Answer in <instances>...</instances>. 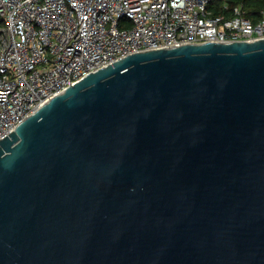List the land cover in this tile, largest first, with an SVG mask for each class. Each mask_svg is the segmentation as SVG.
Returning a JSON list of instances; mask_svg holds the SVG:
<instances>
[{
	"label": "water",
	"instance_id": "1",
	"mask_svg": "<svg viewBox=\"0 0 264 264\" xmlns=\"http://www.w3.org/2000/svg\"><path fill=\"white\" fill-rule=\"evenodd\" d=\"M0 264H264V39L135 53L25 118Z\"/></svg>",
	"mask_w": 264,
	"mask_h": 264
},
{
	"label": "built area",
	"instance_id": "2",
	"mask_svg": "<svg viewBox=\"0 0 264 264\" xmlns=\"http://www.w3.org/2000/svg\"><path fill=\"white\" fill-rule=\"evenodd\" d=\"M214 0H0V141L38 108L129 55L264 39V17ZM227 8L226 5L223 6Z\"/></svg>",
	"mask_w": 264,
	"mask_h": 264
},
{
	"label": "trees",
	"instance_id": "3",
	"mask_svg": "<svg viewBox=\"0 0 264 264\" xmlns=\"http://www.w3.org/2000/svg\"><path fill=\"white\" fill-rule=\"evenodd\" d=\"M214 15L230 17L233 8L240 6L244 17L252 23H257L264 17V0H214ZM224 5L227 6L224 9Z\"/></svg>",
	"mask_w": 264,
	"mask_h": 264
}]
</instances>
